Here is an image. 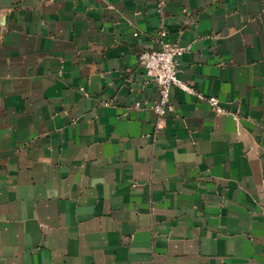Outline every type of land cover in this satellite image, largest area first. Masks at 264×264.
<instances>
[{
	"label": "crops",
	"instance_id": "crops-1",
	"mask_svg": "<svg viewBox=\"0 0 264 264\" xmlns=\"http://www.w3.org/2000/svg\"><path fill=\"white\" fill-rule=\"evenodd\" d=\"M0 264H264V0H0Z\"/></svg>",
	"mask_w": 264,
	"mask_h": 264
},
{
	"label": "built area",
	"instance_id": "built-area-1",
	"mask_svg": "<svg viewBox=\"0 0 264 264\" xmlns=\"http://www.w3.org/2000/svg\"><path fill=\"white\" fill-rule=\"evenodd\" d=\"M159 12H163L166 0H157ZM165 36V32L161 34ZM135 36H139L136 33ZM188 49L178 45L163 43L159 50L144 51L139 56L141 66L149 77L159 88L160 101L156 105V112L163 115L166 110L171 109V91L174 88L181 89L201 100H206L212 109L219 115L226 114L216 96L206 97L198 94L195 89L180 78L181 57ZM139 106V104H137Z\"/></svg>",
	"mask_w": 264,
	"mask_h": 264
}]
</instances>
